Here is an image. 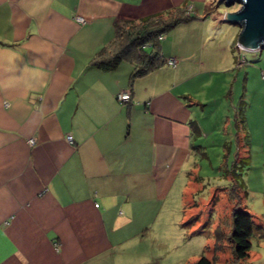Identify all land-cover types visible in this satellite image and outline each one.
Returning <instances> with one entry per match:
<instances>
[{
    "label": "crops",
    "instance_id": "crops-1",
    "mask_svg": "<svg viewBox=\"0 0 264 264\" xmlns=\"http://www.w3.org/2000/svg\"><path fill=\"white\" fill-rule=\"evenodd\" d=\"M160 1L0 0V264H121L158 204L195 177L196 151L206 158L196 108L212 102L204 90L213 74L234 72L237 36L218 26L217 56L206 58L199 25L207 18L177 26L160 42L176 66L132 83V62L90 66L116 25L173 6ZM230 80L232 88L237 74ZM125 91L126 106L117 101ZM241 126L224 139L227 162Z\"/></svg>",
    "mask_w": 264,
    "mask_h": 264
},
{
    "label": "rangeland",
    "instance_id": "rangeland-1",
    "mask_svg": "<svg viewBox=\"0 0 264 264\" xmlns=\"http://www.w3.org/2000/svg\"><path fill=\"white\" fill-rule=\"evenodd\" d=\"M170 1L173 5L171 9L167 8L156 14L172 13L185 17L193 13L200 19L207 18L199 25L203 28L199 29L202 35H205V47L200 52L201 56L204 55V50L206 58L217 56L213 48L218 47L219 43V36L216 37L218 26L228 30V33L223 31L227 36L238 37L240 33L238 26L223 22V15L237 12L239 5L226 8L220 0H161L159 7L164 9V5L170 4ZM174 32L176 30L173 29L165 36ZM179 40L181 39L177 38ZM234 47L237 52L234 72L213 74L208 83L211 84L210 87L204 90L211 92L210 99L213 100L206 108H196L198 119L206 128L200 141L206 158H202L196 151V161L190 162L191 171L195 175L190 178V185L183 194L176 187L166 200L158 204L155 209L156 220L148 226L147 233L141 240L134 242L128 249L124 248L122 252L127 257L121 264H192L203 255L214 259L215 264L229 263L232 259L231 245L228 242L231 233L230 215L235 203L228 197L231 186L225 184L222 175L227 162L223 157V143L224 139L233 141L236 132L239 134L233 128V123L238 121L243 123H239L242 125L240 131L243 138L249 136V142L246 148L242 138L238 149L233 145L234 152L238 150L241 158L247 155L250 157L248 169L242 172L248 195L244 198L240 193V209L248 210L254 217L255 228L249 257L237 264H264V50L247 52L239 48L237 42ZM173 60L174 67L177 62ZM220 60L215 61L211 67L218 65ZM235 74L237 80L231 88L232 80H228ZM240 100L245 104L243 118L234 121L241 109ZM215 102L217 107L223 105L222 102H227L228 108H214ZM227 163L230 167L232 161ZM239 165L241 168V162ZM197 175L201 180L197 179ZM216 232L222 235L220 239L215 238ZM216 241L219 249L214 251ZM206 247L208 248L205 249Z\"/></svg>",
    "mask_w": 264,
    "mask_h": 264
},
{
    "label": "trees",
    "instance_id": "trees-1",
    "mask_svg": "<svg viewBox=\"0 0 264 264\" xmlns=\"http://www.w3.org/2000/svg\"><path fill=\"white\" fill-rule=\"evenodd\" d=\"M196 19L200 18L191 15L183 17L181 14L175 16V14L167 13L148 16L137 21H126L121 25H116L114 41L93 57L90 66L109 72L114 71L124 60L132 62L137 65L130 75L129 81L132 83L137 77L145 76L159 67L166 65L167 59L161 54V41L158 40V36L161 34L165 35L177 26L189 24ZM235 43L236 41L232 45V54L235 51ZM145 45H149V47L143 48ZM235 58L237 63V56ZM244 107L245 104L242 101L239 106L241 109L237 113L235 121L243 118ZM237 123L241 122L238 121ZM241 124L243 125V123ZM243 140L247 148L249 136H244ZM238 154L235 160L232 161L230 167H226L227 164H225L224 171V175L228 177L231 186L228 197L230 201L235 203L231 209V233L228 238V242L231 245L232 259L227 264H237L249 257L251 238L255 228L254 217L248 211L240 209L242 202L240 193H242L244 198H247L248 195L242 172L248 169L247 166L250 157L247 155L241 158ZM240 162L242 164L241 168H239ZM221 236L219 232L215 233L216 239H220ZM214 245V251L219 249L217 241ZM192 264H215V261L203 255L192 262Z\"/></svg>",
    "mask_w": 264,
    "mask_h": 264
},
{
    "label": "water",
    "instance_id": "water-1",
    "mask_svg": "<svg viewBox=\"0 0 264 264\" xmlns=\"http://www.w3.org/2000/svg\"><path fill=\"white\" fill-rule=\"evenodd\" d=\"M226 8L239 5L234 13H225L223 22L238 26L237 45L247 52L264 50V0H220Z\"/></svg>",
    "mask_w": 264,
    "mask_h": 264
},
{
    "label": "built area",
    "instance_id": "built-area-1",
    "mask_svg": "<svg viewBox=\"0 0 264 264\" xmlns=\"http://www.w3.org/2000/svg\"><path fill=\"white\" fill-rule=\"evenodd\" d=\"M77 21H78L79 23H84V21H83L82 19H80V18H77ZM158 40H159V41H163V40H165V35H163V34L159 35V36H158ZM237 46H238V45H237ZM148 47H149V45H145L143 48H148ZM238 47H239V46H238ZM239 48H240V47H239ZM166 65H167V66H171V67H173V65H174V60H173V59H168V60L166 61ZM263 74H264V73H263ZM262 76H263V75H262ZM263 78H264V76H263ZM117 101H118L120 104H123L124 106L130 104V103H131V94H130V92H129V91H125V92H122V93L118 94V96H117ZM66 140L68 141V143L72 142V138H71V136H66ZM29 143H30V145H32L34 142H33V141H30ZM97 206H98V205L96 204L95 207H97Z\"/></svg>",
    "mask_w": 264,
    "mask_h": 264
},
{
    "label": "bare ground",
    "instance_id": "bare-ground-1",
    "mask_svg": "<svg viewBox=\"0 0 264 264\" xmlns=\"http://www.w3.org/2000/svg\"><path fill=\"white\" fill-rule=\"evenodd\" d=\"M167 60H168V59H167ZM167 60H166V61H167Z\"/></svg>",
    "mask_w": 264,
    "mask_h": 264
}]
</instances>
